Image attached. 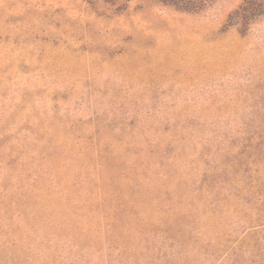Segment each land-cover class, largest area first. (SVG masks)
Returning <instances> with one entry per match:
<instances>
[{
    "label": "rangeland",
    "instance_id": "rangeland-1",
    "mask_svg": "<svg viewBox=\"0 0 264 264\" xmlns=\"http://www.w3.org/2000/svg\"><path fill=\"white\" fill-rule=\"evenodd\" d=\"M0 0V264H264V15Z\"/></svg>",
    "mask_w": 264,
    "mask_h": 264
},
{
    "label": "trees",
    "instance_id": "trees-1",
    "mask_svg": "<svg viewBox=\"0 0 264 264\" xmlns=\"http://www.w3.org/2000/svg\"><path fill=\"white\" fill-rule=\"evenodd\" d=\"M109 4H120L131 0H104ZM164 6L173 7L186 13L204 11L212 0H156ZM264 15V0H245L243 5L233 12L228 20L229 26H240L239 31L245 34L253 21Z\"/></svg>",
    "mask_w": 264,
    "mask_h": 264
}]
</instances>
